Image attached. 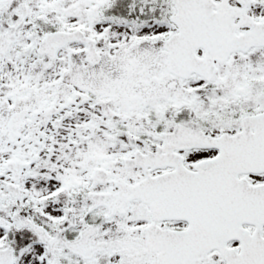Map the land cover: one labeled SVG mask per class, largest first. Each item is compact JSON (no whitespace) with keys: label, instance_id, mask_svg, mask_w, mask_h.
I'll list each match as a JSON object with an SVG mask.
<instances>
[{"label":"snow or ice","instance_id":"obj_1","mask_svg":"<svg viewBox=\"0 0 264 264\" xmlns=\"http://www.w3.org/2000/svg\"><path fill=\"white\" fill-rule=\"evenodd\" d=\"M0 264H264V0H0Z\"/></svg>","mask_w":264,"mask_h":264}]
</instances>
